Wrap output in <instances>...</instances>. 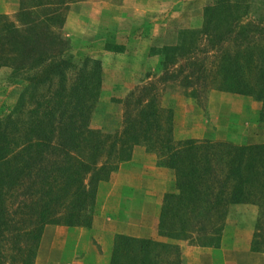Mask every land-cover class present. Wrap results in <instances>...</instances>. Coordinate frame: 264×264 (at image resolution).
<instances>
[{
	"label": "trees",
	"instance_id": "16d2710c",
	"mask_svg": "<svg viewBox=\"0 0 264 264\" xmlns=\"http://www.w3.org/2000/svg\"><path fill=\"white\" fill-rule=\"evenodd\" d=\"M77 1L19 0L14 21L0 14V68L26 81L15 112L26 99L32 102L25 119L0 117V264H34L46 224L89 227L98 184L137 144L158 153L175 175L176 191L164 195L158 219L165 240L117 234L109 264H180V240L219 243L229 204L264 209V141L176 144L171 111L151 100L126 111L120 131L91 128L100 62L67 55L68 41L58 31L66 7ZM241 2L205 6L200 29L183 30L175 45L159 49V70L167 78L181 76L179 85L190 93L211 85L264 100V27L241 20ZM180 59L186 62L175 67Z\"/></svg>",
	"mask_w": 264,
	"mask_h": 264
},
{
	"label": "rangeland",
	"instance_id": "374dc122",
	"mask_svg": "<svg viewBox=\"0 0 264 264\" xmlns=\"http://www.w3.org/2000/svg\"><path fill=\"white\" fill-rule=\"evenodd\" d=\"M83 1L66 7L65 21L58 31L68 41L67 55L76 61L87 58L100 62L102 82L90 118L91 128L105 134L120 131L125 112L151 100L162 109L171 111L172 138L176 144L184 139L230 140L237 144L264 141L263 99L259 100L253 94L219 90L211 85L190 93L189 89L179 85L181 76L167 78L159 70V49L175 45L183 30L200 29L203 10L214 0H166L162 4L146 6L145 10H142L144 2H137L131 8L133 10L124 11L98 0H90L87 4ZM11 3L13 12L3 15L14 21L19 0H11ZM241 4V20L264 27V0H242ZM114 11L123 13L114 16ZM108 43L113 48L106 49ZM204 53L196 51L197 61L202 60ZM214 53H208L206 64L213 60ZM185 62L180 59L175 67ZM75 73V68L68 71V83ZM25 86L22 75L7 66L0 68V117L9 114L21 119L27 117L32 106L30 99H26L24 107L15 112ZM132 153L149 164L150 169L168 168L158 153L143 144L133 146L128 160ZM260 211L257 227L258 234L263 235L264 209Z\"/></svg>",
	"mask_w": 264,
	"mask_h": 264
},
{
	"label": "crops",
	"instance_id": "0c3cea01",
	"mask_svg": "<svg viewBox=\"0 0 264 264\" xmlns=\"http://www.w3.org/2000/svg\"><path fill=\"white\" fill-rule=\"evenodd\" d=\"M98 1L124 11L137 2H144L145 10L146 6L166 0ZM12 9L11 0H0V14L11 13ZM117 12H113L114 16L123 13ZM175 191L173 170L150 169L149 164L133 155L98 184L89 227L44 226L34 264H109L117 234L165 240L157 233L159 213L164 195ZM259 209L253 202L229 204L219 243L199 245L189 239L180 240V264H264V234H258L257 227Z\"/></svg>",
	"mask_w": 264,
	"mask_h": 264
}]
</instances>
